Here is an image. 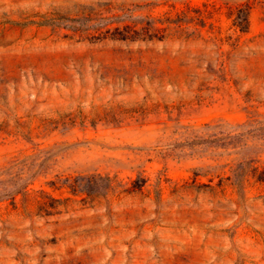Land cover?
<instances>
[{
	"label": "rangeland",
	"instance_id": "374dc122",
	"mask_svg": "<svg viewBox=\"0 0 264 264\" xmlns=\"http://www.w3.org/2000/svg\"><path fill=\"white\" fill-rule=\"evenodd\" d=\"M0 264H264V0H0Z\"/></svg>",
	"mask_w": 264,
	"mask_h": 264
},
{
	"label": "trees",
	"instance_id": "16d2710c",
	"mask_svg": "<svg viewBox=\"0 0 264 264\" xmlns=\"http://www.w3.org/2000/svg\"><path fill=\"white\" fill-rule=\"evenodd\" d=\"M235 25L237 27L240 28L241 31H246L247 29V17L242 18L241 16H237L235 19ZM87 183L85 184V186L81 189L82 192H85L86 194L93 196V195H106L108 193V191L111 189V180L109 177H103V176H92V177H88L87 178ZM263 180V179H261ZM96 182H102L103 188L102 190H95L94 189V185L96 184ZM92 185V186H91ZM236 185H241V181H237ZM73 191H76L75 186L71 185L70 186Z\"/></svg>",
	"mask_w": 264,
	"mask_h": 264
}]
</instances>
